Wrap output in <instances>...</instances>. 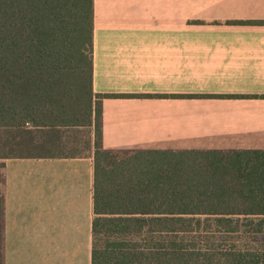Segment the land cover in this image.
<instances>
[{
	"label": "crops",
	"instance_id": "crops-1",
	"mask_svg": "<svg viewBox=\"0 0 264 264\" xmlns=\"http://www.w3.org/2000/svg\"><path fill=\"white\" fill-rule=\"evenodd\" d=\"M94 1V92L168 95L104 98V149L264 150V0ZM63 137L2 160L5 264H92L95 131Z\"/></svg>",
	"mask_w": 264,
	"mask_h": 264
},
{
	"label": "trees",
	"instance_id": "trees-1",
	"mask_svg": "<svg viewBox=\"0 0 264 264\" xmlns=\"http://www.w3.org/2000/svg\"><path fill=\"white\" fill-rule=\"evenodd\" d=\"M94 31V0H0V169L93 128L92 264H264V150L104 149V98L168 95L96 94Z\"/></svg>",
	"mask_w": 264,
	"mask_h": 264
},
{
	"label": "rangeland",
	"instance_id": "rangeland-1",
	"mask_svg": "<svg viewBox=\"0 0 264 264\" xmlns=\"http://www.w3.org/2000/svg\"><path fill=\"white\" fill-rule=\"evenodd\" d=\"M33 150H35V151H37V152H42V149H33ZM32 150V151H33ZM24 151V150H23ZM26 151H28V150H26ZM55 152H60V151H63L62 149H57V150H54ZM0 175H1V183L0 184H3V179H2V177H3V169H0ZM1 186V189H2V191H3V186L2 185H0Z\"/></svg>",
	"mask_w": 264,
	"mask_h": 264
}]
</instances>
